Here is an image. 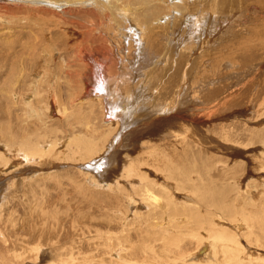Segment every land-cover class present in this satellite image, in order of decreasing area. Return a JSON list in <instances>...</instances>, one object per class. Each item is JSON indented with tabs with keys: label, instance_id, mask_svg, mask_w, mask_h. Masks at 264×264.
<instances>
[{
	"label": "rangeland",
	"instance_id": "374dc122",
	"mask_svg": "<svg viewBox=\"0 0 264 264\" xmlns=\"http://www.w3.org/2000/svg\"><path fill=\"white\" fill-rule=\"evenodd\" d=\"M99 1L103 3L89 1L51 8L19 3L0 18V151L9 149L7 154L13 155L5 159L8 163L19 161L0 173V264H151L150 255L140 252L141 247L162 248L163 243L169 250L166 248L165 253L158 248L163 255L159 264H173L171 258L177 257L178 246L194 254L201 264H209L203 258L205 252L209 253L206 245L220 229L240 240L246 252L242 254L247 257L245 264H263L264 183L255 174L264 175V0H181L179 11L175 5H168L172 4L170 0H162L166 5L159 0L162 9L155 18L160 23L150 27V32L147 28L139 30L135 15L131 18L130 23L134 20L137 30L146 33L144 45L128 55L130 58L121 56L117 67L121 60L125 62L120 68L131 74L124 78L131 77L132 84L137 83L146 95V102L135 109H139L137 119L142 128H124L122 136L116 137L114 149L104 156L111 176L118 175L121 166L133 158L137 175L145 174L147 187L152 189L147 192L141 187L130 190L128 185L120 187L122 190L96 187L92 182L95 176L80 169L84 161L105 150L116 132V136L120 133L119 125L102 123L96 103L90 107V100L76 99L73 78L91 63L86 62L90 61L87 57L82 61V53L96 56L101 63L109 58L106 64L112 67L113 75H118L120 68H114L111 55L116 51L110 49L105 36L113 27L106 21L116 19L119 13L112 11L126 5H133L137 10L130 8L137 13L142 10L139 0ZM198 15L203 19L199 37L191 33L192 29L187 31L192 16ZM125 37L131 41L135 38L124 32L119 41ZM135 58L146 60L133 61ZM84 77L88 84L85 71ZM182 84L185 87L180 92ZM123 89L125 95L132 93L130 85ZM175 95L179 108L170 113L173 127L171 123L161 127L154 121L151 124V115L172 108ZM44 103L58 111L59 107L64 114L50 109L46 113ZM26 106H31L35 114L29 115ZM163 117L170 121L167 112ZM21 148L35 154L36 159L27 163L19 152ZM121 181L124 183V178ZM156 184H167L175 196L178 194L179 208L167 205L159 215L145 209L140 198L150 191L159 193ZM186 191L195 197L193 206L183 201ZM163 200L166 202V198ZM218 204L224 209L221 215L217 214ZM187 207L193 214L185 210ZM167 217H181L178 222L184 231L161 233ZM238 217H249L254 225L236 228ZM212 218L223 228L212 227ZM156 220L158 229L150 225ZM147 232H160L159 242L151 243ZM39 244L36 257L32 249ZM14 255L20 258L14 259ZM221 260L216 258L217 263Z\"/></svg>",
	"mask_w": 264,
	"mask_h": 264
},
{
	"label": "bare ground",
	"instance_id": "6f19581e",
	"mask_svg": "<svg viewBox=\"0 0 264 264\" xmlns=\"http://www.w3.org/2000/svg\"><path fill=\"white\" fill-rule=\"evenodd\" d=\"M32 2H24L23 0H0V18L4 19V16L5 14H8V13H11V11L14 9L10 6H13L15 7L16 5H18L19 3L21 4H30L32 6H39V7H48V8H51L52 6H62L64 5L65 7H73V6H77V5H81V4H86L88 3L89 1H93V3H97L96 5H98V2H102L103 1H99V0H31ZM95 1V2H94ZM115 1H118V0H115ZM141 6H142V10H140V12H134L133 10L134 9H131L130 7L132 6L133 8H135L133 5H126L124 6L123 8H120V11H117L118 9H115L114 11H112L113 13L117 12L119 13V15L116 16V19L112 20H107L106 22H111L112 24V31L111 32H107V35L106 38L109 39L108 41V44H110V49L112 50H115L116 51V54H111L113 56V60L114 61V68L117 67V60H120L121 59V56H124L126 57L127 55V58L129 57L128 55H131L133 52H137V49L141 48L144 44H143V41H144V36H145V32H139V30H144L145 28H147V30H149L150 27L160 23V21H158V19H156V15H158L162 9V4L159 0H139ZM162 1V0H161ZM166 1V0H165ZM172 4H168V5H171V6H174V8H177L178 5H182L181 3V0H170ZM188 1V0H187ZM168 2V1H167ZM189 2V1H188ZM162 3L164 4V2L162 1ZM44 4V5H43ZM134 4V3H133ZM95 5V4H94ZM95 5V6H96ZM100 5V4H99ZM103 5H107L105 7H103ZM101 7H103V11H106V8H108L109 6V1L106 3H104ZM111 5V4H110ZM136 5V4H135ZM166 5V4H164ZM112 6V5H111ZM140 6V7H141ZM170 6V7H171ZM165 7V6H164ZM37 8V7H36ZM16 9V8H15ZM172 9V8H171ZM178 9V8H177ZM110 10V9H109ZM135 10H137L135 8ZM110 11V12H111ZM167 11V10H166ZM165 11V12H166ZM179 11V9H178ZM109 12V11H107ZM168 12V11H167ZM109 15H112L109 13ZM135 15V17H134ZM180 15V14H179ZM190 15V14H189ZM197 15V14H195ZM111 17V16H110ZM114 17V16H113ZM135 19H134V18ZM134 19L136 20V23H138V27L140 28L139 30H137L138 28L135 27V23H134V20H132L130 23V20ZM162 17H160L161 19ZM1 19V20H2ZM102 19V18H101ZM105 19V18H104ZM163 19L167 20L166 16L163 17ZM96 20V19H95ZM165 20V21H166ZM103 21V20H102ZM169 22V21H168ZM203 22V19L202 17H199L198 16H192V25H188L187 27V31H191V33H197L198 37H199V34L198 32H200V29L202 30V27H201V24ZM167 23V22H166ZM103 24V23H102ZM169 23H167L168 25ZM182 25V24H181ZM106 26V25H105ZM177 28V27H176ZM181 28V26H180ZM151 30V28H150ZM147 31V32H150ZM97 31V29H96ZM124 32L126 33H130L132 35V37H135L134 38V41H131L128 40L127 37L123 38L121 41H119V39L124 36ZM12 33V32H11ZM87 33V32H86ZM72 34V33H71ZM75 34V33H74ZM13 35V34H12ZM78 35V34H76ZM76 35H73V36H76ZM127 35V34H126ZM83 36V35H82ZM129 36V35H128ZM78 37V36H77ZM80 37V36H79ZM78 37V38H79ZM131 37V36H129ZM154 38V37H153ZM101 39V38H100ZM198 39V38H197ZM98 41H100L99 39H96ZM90 41V40H89ZM128 41L127 45L125 44V42ZM147 42V41H146ZM101 44V43H100ZM146 44V43H145ZM98 46V45H97ZM102 46V44H101ZM5 47V46H4ZM134 47H137L134 49ZM148 47V46H147ZM93 50V49H91ZM101 50V49H100ZM142 50V49H141ZM145 51V50H144ZM2 53V51H0ZM96 52V50H94V53ZM113 52V51H112ZM140 52V51H139ZM151 52V51H150ZM16 53V52H15ZM74 53V52H73ZM146 53V52H145ZM19 54V53H18ZM75 54V53H74ZM134 54V53H133ZM81 55L79 54V57ZM82 61L86 59H89L90 61H86V62H91L88 67V69H83L82 70V73L81 74H77L76 76H74L73 78V81H74V87L73 89H76V92H77V97L76 99L78 100V102H81L80 100H82V102L84 101H89L91 103L88 102V104H90V107L91 105L94 103H96L95 105H97L99 107V111H98V114L100 115V117L102 116V123L103 124H106V125H109L110 127L112 126H117L119 125V129H120V133L119 135L116 136V134L114 135V138H112V140L110 142H107V145L105 147V150L101 151L100 153H98L94 158L92 159H89L87 161H84L80 167V169L82 170H87L88 172L91 173V175H94L95 176V179L96 180H93V185H95L96 187H105V188H108V189H112V188H116V189H120V187L122 186H127L129 187V189H137L139 187L142 188V190L144 191H148V190H152V189H148L147 187V177L145 174L143 175H137V169L135 167V163H134V160L133 158H131L132 160L128 161L127 164H123L121 166V169L117 174H114L112 173L113 175L111 176L110 172H109V166L106 167V164L108 163V161H105L106 157L104 155L108 154L109 155V150H113L114 149V144L115 142L117 141V138L116 137H119L121 135V133H123V130L124 128H129L130 126H132L133 128H139L140 125H139V120L137 119L138 116L137 114L139 113V109L141 108V105L144 104L146 101L147 98L146 95L142 92L143 89H141L140 87L136 86V84H132V80H131V77L129 79H125L124 77L130 75V71H128L127 69H124V71H122L123 69L120 68V66L122 65L121 63H125L121 60L120 62V66L117 67V71L119 70V73L118 75L116 74H112V67H108V65L106 64V61L107 60H103L105 61H102V63L98 60H96V56L93 57L92 55H86L85 53H82ZM133 57V56H132ZM141 57V56H140ZM146 57V56H145ZM149 57V56H148ZM74 58V57H73ZM130 58V57H129ZM139 58V56H138ZM138 58H135V60L133 61H140V62H143L142 60H146L145 58H143L142 60H139ZM141 59V58H140ZM153 59V58H152ZM61 60V59H60ZM110 60V59H109ZM124 60V59H123ZM127 60V59H126ZM61 61H64V60H61ZM132 61V60H131ZM152 62V60H150ZM24 62V61H23ZM22 62V63H23ZM138 62V66H139V63ZM146 62V61H145ZM85 63V62H84ZM83 63V64H84ZM112 63V62H111ZM156 63V61H155ZM68 64V63H66ZM127 64V63H126ZM73 66V64H71ZM107 65V66H106ZM133 65V64H132ZM131 65V66H132ZM141 65V64H140ZM154 65V64H153ZM70 66V64H69ZM76 66V65H75ZM84 66V65H83ZM126 66V65H125ZM128 66V65H127ZM144 66V65H143ZM147 66V65H146ZM33 67V65H32ZM64 67V66H63ZM67 68V67H66ZM65 68V69H66ZM70 68V67H69ZM83 68V67H81ZM129 68V67H128ZM132 67H130L131 69ZM137 68V66H136ZM136 68H132V69H136ZM141 68V67H140ZM144 68V67H143ZM84 71H85V76L87 75L88 77V84H86V82H84L85 80V77H84ZM132 72H135L134 70ZM39 75V74H38ZM67 75V74H66ZM122 75L120 77V80H119V76ZM133 76V74H132ZM119 80V81H118ZM185 80V79H184ZM71 80H69L70 82ZM33 82V81H32ZM10 84H13V82H9ZM139 84H142L139 83ZM138 84V85H139ZM114 85V86H113ZM124 85H130V89L132 88V93L128 94V95H125V92H124ZM118 86V90H117V87ZM140 86V85H139ZM184 86L183 84L181 86H179V90L181 89V87ZM128 87V86H127ZM137 87V88H136ZM185 87V86H184ZM72 88V87H71ZM140 88V89H139ZM183 88V87H182ZM184 89V88H183ZM34 91V90H33ZM177 91V92H178ZM11 91H8V93H10ZM181 92V91H180ZM183 93V92H182ZM80 95V96H79ZM124 95V96H123ZM126 96V97H125ZM176 95H175V99H174V102L173 104L171 105L172 108H163L161 109L159 112H157L156 114L154 115H151L150 117V120H151V124H153V121L156 122V125L157 127H161V126H165L166 123H171L169 124L171 127H173V122L172 121V113L178 106V100L179 98L176 99ZM12 98V96H11ZM21 99H23V97H21ZM80 99V100H79ZM48 100V99H47ZM24 101V100H23ZM25 102V101H24ZM29 102V100H28ZM27 103V102H26ZM25 103V104H26ZM45 104V105H44ZM44 107H45V110H46V113L47 111H49V109L51 110V112H54V110L57 112V114L59 115H63L64 113L62 112V110L58 107L59 111L57 110V108H55V106L51 105V107L49 106V104L47 103H44ZM30 105V104H28ZM31 107V106H29ZM28 106H26V108L28 109V113L29 115L31 114H35L33 113L34 111L31 110V108H29ZM139 108L138 110H135L136 108ZM179 108V107H178ZM170 110H172L170 112ZM166 112L170 115V121H168V117H163L164 114H166ZM50 113V112H49ZM48 113V114H49ZM94 113V112H93ZM150 114V113H149ZM209 114V113H207ZM162 118V119H160ZM90 119V118H89ZM143 121V120H142ZM168 121V122H167ZM174 121V120H173ZM143 123V122H142ZM96 124V123H95ZM140 124H141V121H140ZM150 124V125H151ZM165 124V125H164ZM149 125V124H148ZM168 126V125H167ZM131 127V132L133 134H136L133 132V129ZM142 128V126L140 127V129ZM168 128V127H167ZM156 129V128H154ZM163 129V128H161ZM153 131V129H152ZM152 131H151V135H152ZM160 132V129L158 130ZM168 131V130H167ZM179 131V130H178ZM137 132V131H136ZM157 132V130H156ZM126 133V132H125ZM138 133V132H137ZM144 133V132H143ZM154 133V131H153ZM168 133H173L171 130H169ZM141 134V133H140ZM156 134V133H155ZM154 134V135H155ZM90 135V134H89ZM158 135V134H156ZM5 136V135H4ZM122 136V135H121ZM138 136V135H137ZM178 135H175L174 137H177ZM132 138V137H131ZM157 140V139H156ZM8 141V140H7ZM183 141V139H182ZM182 141H180V143H182ZM185 142V141H184ZM64 143V142H63ZM62 143V144H63ZM173 143V141H172ZM199 143V141H198ZM203 143V142H202ZM67 143H65V146ZM140 144V143H139ZM186 144V143H185ZM12 145V144H11ZM29 145V142H25V146H28ZM44 145V144H43ZM151 145V144H150ZM23 147V143L20 145ZM149 146V145H148ZM69 147V146H68ZM150 147V146H149ZM74 148V147H73ZM154 148V147H153ZM13 149H14V146H13ZM75 149V148H74ZM92 149V148H91ZM94 149V148H93ZM173 149V148H172ZM1 150V149H0ZM4 151H0V158H3L4 160H0V173H6L7 170H9L10 166L11 165H14V166H17L19 164V161L18 160H15V161H12L10 163H8V161H5V159L7 160V157H13V155L11 153L7 154V151L9 149H3ZM45 150V149H44ZM117 150V149H116ZM175 150V149H174ZM13 151V150H12ZM172 151V150H171ZM22 155H23V159L29 163L30 161L36 159V158H33L35 157L34 155L35 154H31V153H28L26 152L23 148L20 149L19 151ZM165 152V151H164ZM179 152V151H178ZM187 152V151H186ZM5 153L8 155V156H5ZM15 153V152H14ZM113 153V152H112ZM154 153V152H153ZM173 153V152H172ZM176 153V152H175ZM188 153V152H187ZM186 153V154H187ZM40 154V153H39ZM16 155V154H15ZM42 155V154H41ZM153 155V154H152ZM157 155V154H156ZM2 156V157H1ZM112 156V160L114 159V155H111ZM154 156H155V153H154ZM164 156V155H163ZM9 157V158H10ZM157 157V156H156ZM172 157V156H171ZM107 158H111V157H107ZM125 158V157H124ZM154 158V157H153ZM156 159V158H155ZM178 159H180V157H178ZM170 160V159H169ZM165 161V160H164ZM26 163V164H27ZM164 164V163H163ZM169 164V163H168ZM29 165V164H28ZM139 165V163H138ZM155 165V164H154ZM26 166V165H25ZM31 166V165H30ZM141 166V165H139ZM161 166V165H160ZM184 166V165H183ZM182 166V167H183ZM186 167V166H185ZM188 167V165H187ZM214 167V166H213ZM108 168V169H107ZM115 168V167H114ZM142 170V169H141ZM212 170V169H211ZM210 170V171H211ZM11 172V171H10ZM146 172V171H145ZM201 173V172H200ZM148 174V173H147ZM203 174V173H202ZM117 175V176H116ZM201 175V174H199ZM151 176V175H149ZM179 176V175H178ZM255 176L257 177V180L263 184L264 183V175H259V174H255ZM164 178L166 177V174H164L163 176ZM203 177V175H202ZM94 178V177H93ZM121 178H124V183H121ZM153 178V177H152ZM167 178V177H166ZM207 178V177H206ZM1 180V179H0ZM166 180L167 182V179H164ZM190 180H193V177L192 179ZM208 180V179H206ZM212 180V179H211ZM210 180V183L213 184ZM99 181V182H97ZM209 181V180H208ZM157 183V182H156ZM207 183V182H206ZM209 183V184H210ZM239 181H236V184H238ZM157 188L156 189H160V192L159 193H155L153 191H150L148 193H146V197H141L140 198V201L141 203H143L145 205V209H148V211H150V214H153V215H159L160 213H163V210L164 208L168 205L170 206V204H174V205H177V207L181 204L178 200L179 199V196L178 194L176 193L177 196H175V193L173 192V190L171 189V187L169 188V186L166 184V187L164 185H161L160 187L156 184ZM176 187V186H174ZM173 187V188H174ZM236 187V186H235ZM183 188V187H182ZM212 188V187H211ZM127 189V188H126ZM128 189V190H129ZM178 189L179 191V188H176ZM122 190V189H120ZM124 190V189H123ZM172 190V191H171ZM205 190V189H204ZM203 190V191H204ZM212 190L214 189H211V192L210 194L212 193ZM222 190V189H221ZM220 190V191H221ZM177 191V190H176ZM209 191V190H208ZM224 191V190H222ZM130 192V191H129ZM139 192V191H138ZM189 191H186L184 193V195H182V197H184V200L182 198V200L184 201V203L187 205V206H193L195 204L194 200H193V196H191V194H193L192 192H189ZM226 192V191H225ZM125 193V191H124ZM131 193V192H130ZM135 193V191H134ZM200 193V192H199ZM120 194V193H119ZM213 194V193H212ZM123 195V193H122ZM207 195V194H206ZM196 196V195H195ZM138 197V195H137ZM202 197V195H201ZM206 197V196H204ZM207 197H209L207 195ZM163 198H166V202L163 200ZM195 198V197H194ZM197 199V198H196ZM137 200V199H136ZM199 200H203L202 198H199ZM138 201V200H137ZM143 201V202H142ZM182 201V202H183ZM125 203V202H124ZM182 203V204H184ZM217 203V202H216ZM1 204V203H0ZM142 204V206H143ZM128 205V203H127ZM131 205V204H130ZM133 205V203H132ZM135 205V204H134ZM185 205V206H186ZM215 206V205H214ZM176 207V208H177ZM212 207V206H211ZM172 208V207H171ZM179 208V207H178ZM217 208H218V212L217 214L220 212H224V209L221 208V205L219 206V204L217 205ZM141 209V208H140ZM213 209V207H212ZM127 210V209H126ZM138 210V209H137ZM186 211L188 212H192L191 209H189L188 207L185 209ZM214 210V209H213ZM217 210V209H215ZM185 211V212H186ZM229 212V211H228ZM195 213V212H194ZM230 213V212H229ZM149 214V213H148ZM190 214V213H188ZM193 214V212H192ZM197 214V213H195ZM216 214V215H217ZM238 214V213H237ZM243 214V213H242ZM153 215L149 216L150 218L153 217ZM186 215V214H185ZM235 215V213H234ZM240 215V214H239ZM192 216V215H190ZM164 217V216H163ZM199 217V215H198ZM215 217V216H214ZM228 217V216H227ZM252 217V215H251ZM140 218V216H139ZM184 218H187V217H184ZM193 218V216H192ZM239 219H235L236 221L234 222L236 224V228H244V227H249V225H254L253 224V221L248 217V218H243V217H238ZM241 218V219H240ZM177 218L175 219H169L168 217L163 221V223L161 224L162 225V231L161 233H168L167 231H170L171 229H174V230H179L181 225L179 224V220H176ZM194 219V218H193ZM203 219V218H202ZM216 219V218H215ZM214 218H212V222H211V225L212 227H218L220 226L221 228H223V225L221 224V222H219L218 220H215ZM136 220V219H135ZM145 220V219H144ZM198 220V219H197ZM152 221V219H151ZM149 221V222H151ZM179 221V222H178ZM182 221V220H181ZM184 221V220H183ZM186 221V220H185ZM200 222V220H198ZM215 221H217V224L214 225ZM221 221V220H220ZM223 221V220H222ZM187 222L188 219H187ZM195 222V221H194ZM256 222H257V219H256ZM201 223V222H200ZM224 223V222H223ZM240 223V224H238ZM255 223V222H254ZM258 223V222H257ZM185 224V222H184ZM204 224V222L202 223ZM207 224V223H206ZM238 224V225H237ZM260 224V223H259ZM152 225V228H156L158 229L159 226L157 224V220L151 224ZM225 225V223H224ZM257 225V224H256ZM183 226V224H182ZM204 226V225H203ZM261 226V225H260ZM258 226V228L260 227ZM199 227V226H198ZM251 227V226H250ZM200 228V227H199ZM205 228H208L209 229V226L205 227ZM205 228H202L201 231ZM211 228V227H210ZM185 229V228H184ZM246 229V228H245ZM260 229V228H259ZM261 229H262V226H261ZM264 229V228H263ZM182 229H180L181 231ZM187 230V229H186ZM185 230V231H186ZM217 230V229H216ZM184 231V230H182ZM200 231V232H201ZM205 231V230H204ZM210 231V230H209ZM208 231V232H209ZM226 230L224 229H220V230H217L216 234L215 235H211L210 238V243L209 245L206 247H208V251L209 253H206L204 254L203 258L205 257L206 261H209V264H245V260H247V257H246V252L244 251V246L240 243V240L238 238H236V240L232 239L231 236L229 235L230 233H226L225 232ZM240 231V230H239ZM242 231V230H241ZM171 232V231H170ZM212 232V231H211ZM238 232V231H237ZM249 232V231H248ZM160 232L158 233H154V234H151L149 235V233L147 232V239L151 240V243L152 242H159L158 239L159 236L157 234H159ZM184 233V232H182ZM186 233V232H185ZM202 233V232H201ZM200 233V234H201ZM194 234H197L195 233L194 231ZM257 234V233H256ZM167 235V234H166ZM189 235V234H188ZM204 235V233H203ZM208 235V233H207ZM206 235V236H207ZM252 235V234H251ZM255 235V234H253ZM170 237H172L171 234H169ZM202 235H197V237H201ZM259 237V235H257ZM256 236V237H257ZM168 237V236H167ZM207 237V239H208ZM249 238V237H247ZM246 238V239H247ZM260 238V237H259ZM163 239V238H162ZM161 239V240H162ZM194 239V238H193ZM201 240V238L199 239ZM242 240V239H241ZM5 241V240H4ZM205 241V240H204ZM204 241L201 242L200 245H203L204 244ZM249 241V240H248ZM251 241V240H250ZM163 242V241H162ZM165 242V241H164ZM200 242V241H199ZM37 243V241H36ZM244 243V242H243ZM38 244V243H37ZM155 244V243H153ZM206 244V243H205ZM8 246V245H7ZM27 246V245H26ZM251 246V245H250ZM253 246V245H252ZM142 248V251L140 250V252L142 253H147L150 255V263L151 264H159L158 262V259H160V257H162L163 255H160L158 253V248H161V247H155V246H145V247H141ZM167 248V244L166 243H163L162 245V251L166 253V249ZM169 248V247H168ZM167 248V250H169ZM24 249V248H23ZM41 249V246L40 244L39 245H36L35 248H33L32 250L35 251V256L39 253L38 251H40ZM131 249V248H130ZM172 249V248H171ZM13 250V249H12ZM176 250L178 251L177 253V257L175 258H171V262L174 263L173 264H189V261L191 260L192 264H201L199 262L198 259H194V254H189L188 251H186V249H184L183 247H176ZM206 250V249H205ZM6 251V250H5ZM247 251V250H246ZM7 252V251H6ZM24 252V251H23ZM22 252V253H23ZM27 252V250H26ZM133 252V251H132ZM170 252V251H169ZM243 252H245L244 255ZM1 253V252H0ZM8 253V252H7ZM12 253V252H11ZM15 253H17V251H15ZM168 253V252H167ZM253 253V252H252ZM248 254V253H247ZM2 255H3V252H2ZM8 256L10 255L7 254ZM27 255V254H26ZM29 255V254H28ZM172 255V254H171ZM250 255V254H249ZM257 255V254H256ZM34 256V255H33ZM38 256V255H37ZM36 256V257H37ZM251 256V255H250ZM249 256V257H250ZM6 257V256H5ZM5 257L2 258V260L5 259ZM14 259H17V258H20L18 255H14L13 256ZM9 258V257H8ZM216 258L218 259H222L219 263H217L216 261ZM7 259V258H6ZM5 259V260H6ZM13 259V260H14ZM261 259V257L259 258ZM20 260V259H18ZM194 260H196L197 263L194 262ZM251 260V259H250ZM247 261L248 263H251V261ZM254 260V259H253ZM258 260V259H256ZM10 261V260H9ZM62 261V259H61ZM166 261V260H164ZM163 261V262H164ZM169 261V260H168ZM262 263L264 264V259L261 260ZM21 262V261H20ZM81 262V261H80ZM170 262V261H169ZM259 262V260H258ZM14 263V262H12ZM166 263V262H165ZM207 263V262H206ZM9 264V263H8ZM63 264V263H61ZM77 264V263H76ZM162 264V263H161Z\"/></svg>",
	"mask_w": 264,
	"mask_h": 264
}]
</instances>
